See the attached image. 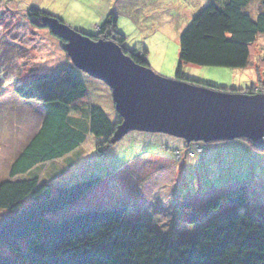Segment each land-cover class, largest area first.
<instances>
[{"label": "rangeland", "instance_id": "1", "mask_svg": "<svg viewBox=\"0 0 264 264\" xmlns=\"http://www.w3.org/2000/svg\"><path fill=\"white\" fill-rule=\"evenodd\" d=\"M209 4L211 0H0V94H4L0 98V182L8 178L11 163L40 119L31 106L15 100L14 87L31 75L50 73L68 63L63 44L46 27L49 17L65 28L98 39L103 21L112 14L117 18L118 31L126 38L122 49L127 52L143 49L154 73L175 79L180 36L194 16ZM256 5L253 0L249 7L253 14ZM31 8L48 17H30L33 20L30 23ZM208 21L214 32L225 29L219 25L213 9ZM263 48L264 37L260 36L251 46V64L247 68L183 65V77L226 91L237 89L232 93L247 92L253 87V92L264 94V67L260 61ZM79 76L91 103L100 106L112 122L118 120L108 87L84 73ZM100 143L102 140L87 137L70 158L72 163L63 160L55 164L58 171L51 174L50 168L40 175L42 182L61 185L95 177L102 179L99 186L60 217L106 206L126 207V223L146 222L167 242H179L193 238L198 225L211 218L206 206L213 196L230 193L239 186L246 191L249 212L264 216V137L254 144L260 147L256 154L246 147L232 153L235 159L230 157L227 162L225 157L231 151H224L225 156L221 150L225 147L215 151L210 146L214 144L202 143V152L199 148L198 156L188 158L182 147L177 150L180 139L163 134L129 132L103 156L97 152ZM176 152H180L181 159H174ZM149 154L148 158H137ZM163 155L167 158H160ZM235 174L249 181L221 188L236 180ZM240 208L228 205L222 212L244 209ZM194 215L199 222L197 226L191 224Z\"/></svg>", "mask_w": 264, "mask_h": 264}, {"label": "trees", "instance_id": "2", "mask_svg": "<svg viewBox=\"0 0 264 264\" xmlns=\"http://www.w3.org/2000/svg\"><path fill=\"white\" fill-rule=\"evenodd\" d=\"M256 1L255 14L249 10L253 0H211L200 10L180 36L175 79L236 92L237 89L226 91L188 80L182 69L183 65L247 68L251 64V46L258 37H264V0ZM211 9L218 15L219 25L225 26L223 32L208 27ZM28 12L30 23V17H48L33 8ZM98 34V39H91L109 40L121 49L126 39L112 14L105 18ZM57 40L64 50L65 42ZM122 52L136 64L149 68L143 49ZM221 55L225 56L224 63L219 61ZM67 60L65 64L69 66L64 64L50 73L31 75L13 89L19 99L41 103L43 119L36 134L11 163L8 178L0 182V264H264V216L249 212L246 191L240 186L213 196L206 206L211 218L199 224L197 216H192L191 224H199L197 231L193 238L179 242H167L146 222L126 223V207L106 206L60 217L102 179L61 185L42 182L40 175L50 168L53 174L58 169L55 164L63 160L72 163L70 158L90 136L102 140L97 152L103 156L112 147L111 140L120 125L119 118L112 122L100 106L91 103L79 76L81 71L73 68L68 56ZM260 61L264 67V48ZM252 88L242 93L258 94ZM210 144H214L210 146L215 151L221 147H225L222 152L231 151L229 156L224 152L226 162L230 157L235 159L232 153L241 149L248 147L247 151L256 154L260 148L247 139ZM181 147L185 156L195 158L203 145L181 140L177 150ZM199 148L201 152H196ZM174 159H181L180 152ZM236 175V180L221 188L249 181ZM228 205L244 209L222 212Z\"/></svg>", "mask_w": 264, "mask_h": 264}, {"label": "water", "instance_id": "3", "mask_svg": "<svg viewBox=\"0 0 264 264\" xmlns=\"http://www.w3.org/2000/svg\"><path fill=\"white\" fill-rule=\"evenodd\" d=\"M52 35L65 42L72 65L103 82L119 116L112 143L129 132L163 134L186 144L264 137V94L222 92L167 79L136 64L112 41L92 40L47 21Z\"/></svg>", "mask_w": 264, "mask_h": 264}, {"label": "crops", "instance_id": "4", "mask_svg": "<svg viewBox=\"0 0 264 264\" xmlns=\"http://www.w3.org/2000/svg\"><path fill=\"white\" fill-rule=\"evenodd\" d=\"M224 60H225V56L224 55H221V57H220V62H222V63H224ZM225 67V66H224ZM227 67V66H226ZM14 96V95H13ZM4 98H6V96L5 97H3L2 99H4ZM14 98H15V100H17V102L19 103V104H24L25 106H27V107H32L33 109H34V112L38 115V116H40V119L38 120V122H37V127L35 128V130L32 132V134L30 135L31 137L29 138V140L26 142V144L30 141V139L36 134V132L38 131V129H39V127H40V124H41V122H42V119H43V107H42V104L41 103H38V102H36V101H28V102H24L25 100H21V99H19L18 97H16V96H14ZM1 99V100H2ZM32 109V110H33ZM234 141V140H233ZM25 144V145H26ZM24 145V146H25ZM24 146L22 147V149L24 148ZM22 149H21V151H22ZM20 153V152H19ZM19 153H18V155H19ZM17 155V156H18ZM17 156H16V158H17ZM162 157H164V158H167V156H160V158H162ZM97 186H99V185H97Z\"/></svg>", "mask_w": 264, "mask_h": 264}, {"label": "bare ground", "instance_id": "5", "mask_svg": "<svg viewBox=\"0 0 264 264\" xmlns=\"http://www.w3.org/2000/svg\"><path fill=\"white\" fill-rule=\"evenodd\" d=\"M260 150V149H259Z\"/></svg>", "mask_w": 264, "mask_h": 264}]
</instances>
